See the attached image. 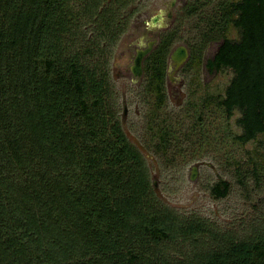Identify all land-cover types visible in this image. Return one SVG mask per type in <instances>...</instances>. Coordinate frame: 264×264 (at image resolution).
I'll use <instances>...</instances> for the list:
<instances>
[{
  "label": "trees",
  "instance_id": "16d2710c",
  "mask_svg": "<svg viewBox=\"0 0 264 264\" xmlns=\"http://www.w3.org/2000/svg\"><path fill=\"white\" fill-rule=\"evenodd\" d=\"M145 2L0 0V264H264V234L189 259L162 253L202 228L155 204L108 93L111 48ZM219 16L205 68L231 77L209 101L238 114L237 142H262L264 0H226ZM175 36L163 33L143 62L156 109ZM228 191L223 180L211 188L215 198Z\"/></svg>",
  "mask_w": 264,
  "mask_h": 264
},
{
  "label": "rangeland",
  "instance_id": "374dc122",
  "mask_svg": "<svg viewBox=\"0 0 264 264\" xmlns=\"http://www.w3.org/2000/svg\"><path fill=\"white\" fill-rule=\"evenodd\" d=\"M225 1L146 0L108 57L109 101L129 143L142 157L155 204L176 222L202 228L160 246L174 260L201 255L228 239L264 234V137L262 142H237L238 114L227 119L215 101H209L211 96L223 95L231 77L230 72L205 68L221 42L205 37L216 29ZM191 5L197 10L188 15ZM168 7L171 18L164 16L151 25V18ZM172 30L176 36L170 53L184 46L189 55L176 71L168 58L165 98L156 109L155 98L144 90V71L135 80L130 65L138 44L153 38L159 42L163 33ZM225 36L237 34L229 25ZM193 168L196 177L191 180ZM222 180L229 184L228 194L215 198L211 188Z\"/></svg>",
  "mask_w": 264,
  "mask_h": 264
},
{
  "label": "water",
  "instance_id": "95a60500",
  "mask_svg": "<svg viewBox=\"0 0 264 264\" xmlns=\"http://www.w3.org/2000/svg\"><path fill=\"white\" fill-rule=\"evenodd\" d=\"M164 16L168 19L171 18L172 12H164L160 11L159 14L156 16H153L151 18L150 24L151 25H156L159 19L162 21L164 19ZM149 26V23H146ZM157 41L156 40H151L148 42V47L142 50H137L136 54L133 58L132 64L130 65V71L135 78V80H139L142 76L143 73V60L145 57L151 53L153 50L154 46L156 45ZM188 50L184 46H178L176 47L170 54L169 60L171 61V64L174 66V71H176L180 66H182L185 61L188 58ZM196 177V172L195 168H193V171L191 173L190 179L194 180Z\"/></svg>",
  "mask_w": 264,
  "mask_h": 264
},
{
  "label": "flooded vegetation",
  "instance_id": "af4514ba",
  "mask_svg": "<svg viewBox=\"0 0 264 264\" xmlns=\"http://www.w3.org/2000/svg\"><path fill=\"white\" fill-rule=\"evenodd\" d=\"M170 8H171V7H168L167 12L170 11ZM154 39H155V38H153L152 40H154ZM149 41H151V40H148V41H147V44H145V45H144V44H138V45H137V48L135 49V54H136V51H137L138 49H139V50H142V49L147 48V47H148V42H149ZM156 41H157V39H156ZM157 42H158V41H157ZM156 45H157V43H156ZM156 45H155V46H156ZM155 46H154V47H155ZM153 49H154V48H153ZM143 61H144V60H143ZM142 65H143V64H142Z\"/></svg>",
  "mask_w": 264,
  "mask_h": 264
}]
</instances>
